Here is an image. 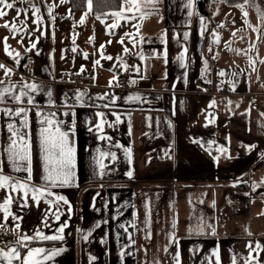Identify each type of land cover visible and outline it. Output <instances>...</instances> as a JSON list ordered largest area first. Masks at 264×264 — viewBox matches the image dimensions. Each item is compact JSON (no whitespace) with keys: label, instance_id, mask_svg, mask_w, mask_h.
Instances as JSON below:
<instances>
[{"label":"crops","instance_id":"obj_1","mask_svg":"<svg viewBox=\"0 0 264 264\" xmlns=\"http://www.w3.org/2000/svg\"><path fill=\"white\" fill-rule=\"evenodd\" d=\"M8 1L14 8L0 18V64L11 73L0 68V90L12 93L0 102V164L12 182L45 193L33 199L31 191L0 188V204L12 198L6 220L0 209L8 236L0 249L21 252L12 264L28 248L46 250L51 259L42 264H264V0H255L259 12L237 15L232 29L219 23L240 3L224 0L208 12L199 0H137L139 9L123 0L120 17L74 12L69 0ZM67 5L73 27L58 32ZM34 8L41 22L27 35ZM27 57L36 67L24 80L16 72ZM125 70L132 84L119 90ZM33 83L43 86L29 92L33 104L12 99ZM19 107L28 109L26 128L4 111ZM44 116L69 131L75 149L71 183L61 187L44 180ZM9 123L30 136L31 180L9 162ZM38 232L63 239L22 240Z\"/></svg>","mask_w":264,"mask_h":264},{"label":"snow or ice","instance_id":"obj_2","mask_svg":"<svg viewBox=\"0 0 264 264\" xmlns=\"http://www.w3.org/2000/svg\"><path fill=\"white\" fill-rule=\"evenodd\" d=\"M63 2V0H62ZM126 3L131 4L134 7H137L139 9L140 5L137 3V0H125ZM155 3V0H145V4L152 5ZM0 5L3 6V9H13L14 3L8 2V0H0ZM243 8V6H241ZM3 9H0V18L6 17L8 15V12L4 11ZM89 9H91V0H89ZM132 8L129 7L128 11H131ZM17 11H19L17 9ZM257 11L259 12V8L257 7ZM40 12L39 8H34V14H36V20L34 23L39 24L41 22V18L38 15ZM49 15H51V8H49ZM114 16L120 17L121 13L116 12L113 13ZM191 15V13H190ZM247 15V13H245ZM261 18L264 19V13L261 14ZM81 23L84 22V18H81ZM247 22V21H246ZM20 23H23L21 21ZM117 25H113L115 27ZM5 28H10L11 31L16 32L18 31V28L16 26V23L5 22L3 25ZM187 34H185V37ZM7 38H5L6 41ZM123 43V41H121ZM35 43L32 44V48H35ZM103 47V45L101 46ZM5 51L8 52V45L5 43ZM25 51H31V49H25ZM75 51V48L73 49ZM127 52V49H125ZM9 55H11L10 52H8ZM17 57L19 56V53L16 54ZM85 58H87V53H85ZM107 59H112V57H107ZM17 64H19V60L17 59ZM96 63H99V61H96ZM264 63V61H262ZM0 68H3L5 70V74L9 75L11 73V69H8L5 65L0 64ZM221 76L224 75V72L221 71L219 73ZM0 83H3V81H0ZM14 87V86H13ZM42 85H37L35 83L33 84H23L22 87L19 90V94L12 95V99L17 103H23L24 98H27L28 104H33L34 99L31 95H29V92H35L38 89L42 88ZM27 89L28 91H25ZM12 93V87H6L0 90V102H3L5 99L6 94ZM49 96H51V93H48ZM7 115H14L16 117L21 118V127L26 128L28 125V109L24 107H19L17 109H5L4 110ZM37 115L40 116L41 113L37 112ZM54 116V114H51ZM40 130H39V147L42 154L43 159V168L45 172L44 180L47 182V186L50 188L55 187H61L64 185H67L71 183L72 176H73V169H74V147L71 146L70 141V134L69 131L62 130L61 123L58 121H54L51 116H44L40 120ZM8 131L11 133V136L9 137V147L7 149L9 153V162L11 163L12 167L16 171H26L28 173L27 180H31L32 177V166H31V139L27 132H21L13 123H9L7 125ZM113 159L115 157L113 156ZM131 175V173H129ZM7 186H11L13 190L17 189H23L24 190V196L27 197L28 192L31 191L33 193V199H36L37 194L44 195L45 193L39 189V188H30L29 184L27 182L20 183L12 182L11 178L7 175L3 174V167L2 164H0V188H4ZM48 196L53 195L51 191L47 192ZM57 200H64L63 196H57ZM67 203V201H64ZM12 203V198H6L3 202V204H0V209L4 212V218L5 220L10 215L9 213V205ZM56 220L60 219L59 215H56ZM14 219H17L14 217ZM47 226V225H45ZM66 226V225H65ZM60 227L57 231L58 233H63L64 227ZM175 226V225H173ZM19 225H17V228ZM33 239H39V240H57V239H63L62 235H52L47 236L44 235L42 232H38L35 237L30 236H23V241H31ZM27 247V245H24ZM257 247H260L257 245ZM52 254H55L56 250H51ZM0 258L7 260V264H12V261L15 260H21V252L19 248H11L10 251H4L0 249ZM43 259H51V256L47 254L46 250L44 248H28L26 256L23 257L21 264H42Z\"/></svg>","mask_w":264,"mask_h":264},{"label":"rangeland","instance_id":"obj_3","mask_svg":"<svg viewBox=\"0 0 264 264\" xmlns=\"http://www.w3.org/2000/svg\"><path fill=\"white\" fill-rule=\"evenodd\" d=\"M9 2V1H8ZM199 2H200V0H199ZM212 2H213V0H212ZM211 2V3H212ZM201 3V2H200ZM202 4V3H201ZM257 3H256V1L255 0H245V2L244 3H240V4H237L236 5V7H237V9H236V11H235V9L234 8H232V9H229V10H231L232 12H234V13H231V12H229L228 13V15H232V14H235L234 16H227V17H223L221 20H223V22L222 23H219V24H223V26L225 25V26H227V27H230L231 29H232V27L233 28H236L237 27V25H238V23L240 22V17H239V19H237V15L238 16H241L242 17V15L243 16H245V13L247 12V10L249 9V8H253L254 10H256L255 8H257ZM241 6H243V8L241 7ZM210 7H211V5H210ZM1 9H3V7L1 8ZM4 11H6V12H8V14L10 13L9 12V10L8 9H3ZM59 11H60V13L62 14V16L64 17L63 19H59L58 21H57V30H58V32H60V30L61 31H63V32H65V33H71L70 31H71V29H70V25H71V28L73 27V23H72V18L70 17L71 16V12H70V7H69V5H67L66 7H63V6H60V9H59ZM205 11H207L206 9H205ZM208 11H209V9H208ZM207 11V12H208ZM8 16V15H7ZM6 16V17H7ZM224 18H226V20H227V22L226 21H224ZM217 20V19H216ZM220 21V20H219ZM218 24V25H219ZM29 26L30 25H32L33 27H27L26 28V30H27V35L28 34H30V30L35 34V32H34V28H35V25H36V23H34V20H31L30 22H29V24H28ZM217 25V26H218ZM217 26L215 27V31H216V29H217ZM220 26V25H219ZM65 40V39H64ZM69 51H71V47L69 48ZM28 52V51H27ZM60 53H68V49H63L62 50V52H60ZM32 57V56H31ZM81 78V77H80ZM255 167V166H254Z\"/></svg>","mask_w":264,"mask_h":264},{"label":"built area","instance_id":"obj_4","mask_svg":"<svg viewBox=\"0 0 264 264\" xmlns=\"http://www.w3.org/2000/svg\"><path fill=\"white\" fill-rule=\"evenodd\" d=\"M200 2L203 4L204 8L208 11L212 0H200ZM211 33H212V29L210 27L205 35L206 38L205 40L209 39ZM35 67H36V60L34 58L31 57L25 58L22 67L16 72V77L23 78L24 80L32 78ZM68 78L74 83L82 82V78L76 75H69ZM131 84H132L131 73L128 70H125L117 77V89L119 90L128 89ZM210 90L211 93H215L214 87H212ZM7 242H8V236L6 232L0 230V247H4Z\"/></svg>","mask_w":264,"mask_h":264},{"label":"trees","instance_id":"obj_5","mask_svg":"<svg viewBox=\"0 0 264 264\" xmlns=\"http://www.w3.org/2000/svg\"><path fill=\"white\" fill-rule=\"evenodd\" d=\"M122 2L123 0H91V12L94 17H106L120 10ZM224 2L232 6V4L243 3L245 0H224ZM69 3L74 12H84L89 8V0H69ZM203 9L205 11L204 6ZM260 158L264 161V154Z\"/></svg>","mask_w":264,"mask_h":264}]
</instances>
